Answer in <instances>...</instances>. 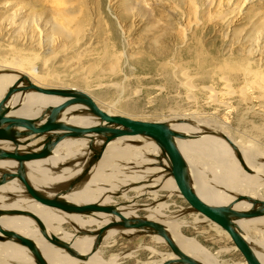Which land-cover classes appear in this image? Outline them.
Masks as SVG:
<instances>
[{
  "label": "rangeland",
  "instance_id": "374dc122",
  "mask_svg": "<svg viewBox=\"0 0 264 264\" xmlns=\"http://www.w3.org/2000/svg\"><path fill=\"white\" fill-rule=\"evenodd\" d=\"M52 4L51 0H0V73L10 74L17 67L13 59L34 58L44 86L81 89L102 109L134 119L174 122L171 119L199 118L207 131L222 132L242 147L262 153L258 161L264 162V0H61L59 12ZM57 27L73 32L80 27V39L74 42L73 36L60 37L55 33ZM252 79L257 80L255 84ZM5 85L0 83L3 92ZM124 139H117L113 146H122ZM145 141L125 143L139 146ZM191 141L195 147L189 150L201 153L194 158L199 167L206 161L218 162L207 157L213 152ZM116 149L109 151L95 180L106 176L116 182L123 174L137 176L140 166L120 169L118 161L112 162L110 155ZM137 149L144 161L143 172L137 176V182H142L161 161L154 160L155 150ZM127 187L115 190L123 195L113 197L114 201L147 204L145 210L136 211L139 217L162 204L164 216L181 223L180 230L174 231L209 251L219 264H245L228 234L191 210L174 189L170 194L161 192L155 200L145 196L134 202L131 198L141 196V188L126 191ZM219 188L229 191L225 186ZM21 219L27 220L25 216ZM51 221L60 228L58 236L68 233L70 241L69 234H76L71 223ZM126 235L118 232L111 246L101 242L95 260L75 264L89 260L95 264L96 260L98 264H156L170 253L158 236ZM247 235L264 240V232L257 229H249ZM0 252V264L12 260L5 251ZM65 260L68 263L69 257ZM69 263L74 264L71 259Z\"/></svg>",
  "mask_w": 264,
  "mask_h": 264
},
{
  "label": "water",
  "instance_id": "95a60500",
  "mask_svg": "<svg viewBox=\"0 0 264 264\" xmlns=\"http://www.w3.org/2000/svg\"><path fill=\"white\" fill-rule=\"evenodd\" d=\"M0 74H9V72ZM10 74L15 75L16 79L0 97V187L15 181L23 189L20 192L6 193L4 195L5 203L26 198L50 207L62 215L93 216L98 220L104 215L111 217L98 230L87 229L81 232L95 237L90 253H93L101 244L105 232L113 228L121 231L124 235L126 233L122 231H132L131 233L149 234L163 239L173 254V258L164 260L161 264H203L184 253L160 222L146 217H125L120 207L127 205L128 202L115 201L103 204L100 199L106 194L112 198L123 194H118L115 191L105 192L106 194H101L96 201L83 204H76L64 198L66 195L80 190L89 182L105 157L110 142L119 138L139 137V139H147V141L156 144L166 165L158 166L163 167L164 177L173 179L177 193L184 199L188 207L207 219L206 221L224 230L242 255L245 264H263L236 222L264 215V200L245 194L234 195L227 191L234 196L232 202L228 204L212 205L203 201L193 187L189 165L177 145L178 140L194 139L201 134L214 135L229 145L234 158L245 173L254 174V170L246 164L239 147L226 134L207 131L206 128L198 126L193 120L145 121L112 114L103 110L88 93L79 89L42 87L33 83L26 74L16 70H10ZM30 93L54 98L57 102L38 106V108L33 106L30 115L17 113L24 107L26 96ZM14 97H17V100L12 103ZM72 118L86 119L88 122L77 124L70 120ZM171 123H185L195 128H202V130L185 132L173 128ZM29 136H34V138L23 140ZM38 138L41 140L30 145ZM66 142L80 143L81 145H79L80 148L74 158L67 161L65 159L57 164L55 168L51 169V175L62 174L63 171L71 173L62 180H51V184L46 186L40 188L33 186L27 176V163L45 160L50 156L51 158L55 157L56 150ZM46 183H50V181ZM142 183L129 184L125 190L140 186ZM144 193L131 199L136 202V200L145 197ZM239 201L248 202L251 205L250 208L247 210L235 209L234 204ZM147 206L145 203L139 204L137 210H145ZM3 215H23L31 218L36 223L41 235L51 245L64 249L69 256L85 260L89 255L80 254L55 235H49L41 220L30 211L0 207V217ZM0 241H11L25 248L34 264H48L33 240L13 230L5 229L1 224Z\"/></svg>",
  "mask_w": 264,
  "mask_h": 264
},
{
  "label": "bare ground",
  "instance_id": "6f19581e",
  "mask_svg": "<svg viewBox=\"0 0 264 264\" xmlns=\"http://www.w3.org/2000/svg\"><path fill=\"white\" fill-rule=\"evenodd\" d=\"M51 2L54 3V4H52L53 5L52 7H54L56 9V12H59L61 7H62L61 0H51ZM77 28L78 29L73 32L72 30L69 31V30L63 29L61 27H57L55 30V33L60 35V37L62 36L63 38H66V39H70L73 36V41L76 42L77 39L80 37V35H78V33L80 31V29H79L80 27H77ZM54 29H55V27H54ZM87 52L90 53L91 50H89ZM90 55L91 54L85 55V57H83V58H88ZM104 56H107V55H104ZM101 59H103V56ZM104 60L106 61L107 59L104 58ZM109 61H112V60L109 59ZM12 63L17 67H15L14 69H11V70H16V71H19L20 73L26 74L33 81V83H35V81H37L35 83L37 85H40L42 87H51V86L42 85L44 83L42 81V80H44V78L38 72L39 70L37 69L34 58L22 59L21 61L17 60V59H13ZM108 64H110V63L108 62ZM253 74H255L254 71H253ZM257 77L258 76L256 75V78ZM259 78H261V77H259ZM259 78H257V79H259ZM15 79H16L15 75H12V74H3L2 75V74H0V83L2 82L4 84H6L5 87L3 88V90H5ZM255 80L256 79H252L253 82ZM259 81H260V79H259ZM254 84H255V82H254ZM258 86H260V85H258ZM79 90H81V89H79ZM81 91H83V90H81ZM2 92L3 91H1V89H0V94ZM243 93H245V92H243ZM16 100H17V97H14L12 99V103L16 102ZM55 102H57V101L54 98L45 97V96L35 94V93H30L29 95L26 96L24 107L21 110H19L17 113L30 115V114H32L30 112V110L33 106H37V108H38V106H44L46 104H54ZM106 112H108V111H106ZM191 118L193 120L194 117H191ZM176 119H178V118H173L171 120L175 121ZM70 120L73 123H77V124H86L87 123L86 119H81V118H72ZM162 120H164V119H162ZM185 120H186V118H185ZM205 120H207V119H205ZM195 122L200 127L203 125V123L201 125L202 121H200L199 118H197V121H195ZM204 124H205V121H204ZM205 125L207 126V124H205ZM171 126H173V128H175L177 130H181V131H185V132H188V131L191 132L194 130H202V128L201 129L195 128V127H192V126L185 124V123H179V124L171 123ZM210 130H211V128H210ZM207 135L208 134H201L197 138H194V139L178 140L177 141V145H178L180 151L182 152L183 156L185 157V159L189 165V171L191 174L193 187H194L196 193L198 194V196L203 201H205L209 204H212V205L228 204V203L232 202L234 196L229 194L227 192L228 190L225 191L222 188H219V186L220 187L225 186V187L229 188V192H231L234 195L245 194V195L251 196L253 198L264 200V162L258 161V158H260L262 156V153L255 152L254 149H251V148H244L239 143H237L233 139H231L241 150V153L243 154V157L245 159L246 164L251 169L254 170V174L249 175V174L245 173L240 168L238 162L236 161V159L234 157L233 158H227L226 156L218 154V152H221V153L230 154L231 156H233V152H232L231 148L229 147V145H227V143L223 139L219 138V140H218L216 136L209 138L210 136L208 137ZM135 140H139V137H127V139L125 138L124 142L122 140V142H123L122 146L119 143H118V146H113L114 143L117 142V139L110 142L109 145L107 146L105 157L103 158L101 164L103 163L104 159L109 156V154H110L109 151L117 148L114 151V154L110 155L112 162L116 163V161H118V163H116V166L120 169H123V166L128 167V168H134V167L138 168L140 166V168L136 172V175L138 176L139 173L143 172L141 169L143 167L144 161L142 158H140V157H142L141 156L142 152L140 153V150L137 148L142 147V149L143 148H149L150 151L155 150L156 152H158V155L156 156V158L154 160L155 161H161V163H157V164H159V165L162 164V165L166 166L165 160L162 158L161 153H160V151H159V149L155 143H153L152 141H145V142H142V144L139 146L130 145V144H128L129 142L125 143L126 141H132L133 142ZM191 140H195L204 149H206L210 152H213L214 154L208 153L207 157L215 159L218 162L216 163V162L206 161L205 163L203 162L201 164L202 167H199V165L196 163V162L199 163V161L195 160L196 161L195 162L194 158H195L196 154L199 155L201 153H197L195 151L189 150L190 148L195 147L194 142H192ZM140 141H142V140H140ZM79 145H81V144L80 143L66 142V143H64L63 146H60L56 150L55 157L51 158V156H50L49 158H47L45 160L33 161L30 163H27V171H28L27 176H28L30 182L33 184V186L40 188V187L46 186L48 184H51V180H59V179L62 180L63 178H66V175L70 174L71 172L63 171L62 174H56L54 176L53 175L49 176L48 171L49 170L51 171V169L55 168L57 164L63 162L66 159L67 155H69V154L75 155V153L78 152V150L80 148ZM73 146L74 147L79 146V147L77 149L76 148L74 149ZM81 147H83V146H81ZM204 159H205V157H203V160ZM197 160H200V159H197ZM51 161L54 163V165L51 164ZM121 163H123V164H121ZM139 163L141 165H139ZM154 163H156V162H154ZM211 163H213V164H211ZM101 164H100V166H101ZM229 169H231V170L233 169V171L235 170L236 172L237 171L242 172L243 174H245V176L230 174L232 172ZM116 171H117V169H116ZM144 171H145V168H144ZM159 171H164L163 167L161 168L159 166H155L153 169H150L147 172L146 181H142L143 183L140 186H134V188L135 187L141 188V194H143V192H145L144 193L145 196L149 197L152 200L157 199L158 196L161 194V192H164V191L169 192L171 189H174L175 192H177V188L174 184L173 179L171 177H164V175H163L164 172L161 174H158ZM223 172L229 173L230 175L224 176L222 174ZM96 175H97V171L93 174V176L91 177L89 182L86 185H84L80 190H77L76 192H73L69 195H66L64 198H66L67 200L74 202L76 204L93 202V201H96L101 196V194L104 193V195H105L106 194L105 192L115 191L118 188L127 186L129 184H132V183H135L138 181L137 176L135 178H133L134 176H132L131 174H123L122 178L119 179V181L118 180L116 182L113 181V182H115V184H114L106 176L101 181H100V179L99 180L96 179L97 180L96 181L95 180ZM111 178H114V177L111 176ZM48 181H50V183H46ZM101 184H107V185H105L106 186L105 187L104 185H101ZM150 188H152V189H150ZM22 189H23V187L15 181H12L10 183H7L6 185L1 186L0 187V207L1 208L23 209V210H27V211L32 212L35 216H37V218H39V220H41L43 226L45 227L46 232L49 235L50 234L55 235L56 237H58L63 242L67 243L72 249H74L76 252H79L80 254L89 253V255L86 259H91L92 261H93V259L95 260V257L100 253V246L101 245H99L93 251V253H90V250L94 244V240H95L94 238L95 237L92 235L82 236V235H80V233L83 232V230H87V229L98 230V228H100L105 223H107L110 220L109 218H111V217H106L104 215L101 217V219L98 220L97 218H95L93 216L62 215V214L52 210L50 207L41 205L37 202L28 200L26 198H19V199L13 200L11 203H5L4 195L6 193L20 192V190H22ZM170 193L171 192H169V194ZM100 199L102 200L101 202L103 204L115 202L114 199L110 196H107V194ZM161 206H162V204L159 207H156V209L153 210V213L150 211H149V213L147 212L148 214L145 215L144 217L153 219L154 221H157V222H160L161 224H163V226L167 230V233L171 236L173 241L187 255L197 259L198 261H200L203 264H219V262H218L219 260H217L216 257L213 254H211L209 251L201 248L197 243L193 242L190 238H187L186 236H184L181 232H175L174 231L175 228L180 230L181 223H179L176 219H174V217H165L163 210L161 211V208H162ZM166 206L168 207L169 203H167ZM250 206L251 205L246 201H239L236 204H234V208L237 210H247L250 208ZM137 207H139V205L127 204L125 206L120 207V210L125 217H135V216H137L136 215ZM176 211H178V209ZM20 216L21 215H3L0 217V224L5 229L13 230V231L17 232L18 234L26 236V237L30 238L31 240H33V242L35 243V245L37 246V248L39 249V251L41 252V254L43 255V257L45 258V260L47 261L48 264H68L70 259L72 260V262L74 264L77 263L78 261H80V259L69 256L68 253L64 249L56 247L54 245H51V243H49L41 235L36 223L31 218L25 216L27 220H30V222L34 223L33 225L28 223L27 220L25 221V219H21V217L23 215L21 217ZM6 218H8L9 221H7ZM11 218H14L15 220H13ZM51 219H54V221L56 220V222L67 221V222L71 223L73 225V227L75 228L76 234H74V235L69 234V236H70L69 238H71V239H69L70 241L67 240L68 233H66V232L65 233L67 235L58 236L57 232L60 228L51 224V222H52ZM236 223L239 226V228L243 231L245 238L252 245V247L255 250V253L257 254V257L259 258V260L264 264V240L263 239H255V238L251 239L247 235V231L249 229H252V228L254 230L257 229L258 232H261V233L264 232V215L259 216V217L249 218V219H241V220H238ZM258 224L261 226L260 228L258 227ZM118 232L121 233V231L113 229V228L108 229L103 236V239L101 241L102 244L106 247L111 246V243L114 242V241L112 242V239L115 237V235ZM122 232L129 234L132 231H122ZM158 238L161 239L160 237H158ZM161 240H163V239H161ZM0 248H1L0 249L1 251L3 250V253L5 251L9 255V257L13 260L14 264H34L31 256L27 252V250L25 248L15 244V243L11 242V241H0ZM67 256L69 257L68 263L66 261L67 259L65 260V258ZM170 258H173V254L171 252L169 254H167L166 257H161L160 261L157 262L156 264H161L164 260H167ZM1 260H3V259H1ZM96 261L98 264L99 261L98 260H96ZM89 262H90V260H89ZM89 262H87V264ZM9 263L7 261V264H9ZM90 263L95 264L94 262H90Z\"/></svg>",
  "mask_w": 264,
  "mask_h": 264
},
{
  "label": "crops",
  "instance_id": "0c3cea01",
  "mask_svg": "<svg viewBox=\"0 0 264 264\" xmlns=\"http://www.w3.org/2000/svg\"><path fill=\"white\" fill-rule=\"evenodd\" d=\"M84 122H85V121H84ZM86 122H88V121H86ZM86 122H85V123H86ZM33 138H34V136H29V137H27V138H24L23 140H26V139H31V140H32ZM39 140H41V138L35 139L34 141H32V142L30 143V145H31V144H34L35 142H38ZM73 158H74V155L71 154L70 156H67V157H66V160H72ZM59 180H60V179H59Z\"/></svg>",
  "mask_w": 264,
  "mask_h": 264
}]
</instances>
